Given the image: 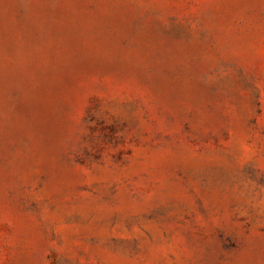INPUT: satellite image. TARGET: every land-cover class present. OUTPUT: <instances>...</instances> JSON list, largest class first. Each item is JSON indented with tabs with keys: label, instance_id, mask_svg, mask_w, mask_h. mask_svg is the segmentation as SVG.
Here are the masks:
<instances>
[{
	"label": "rangeland",
	"instance_id": "obj_1",
	"mask_svg": "<svg viewBox=\"0 0 264 264\" xmlns=\"http://www.w3.org/2000/svg\"><path fill=\"white\" fill-rule=\"evenodd\" d=\"M0 264H264V0H0Z\"/></svg>",
	"mask_w": 264,
	"mask_h": 264
}]
</instances>
